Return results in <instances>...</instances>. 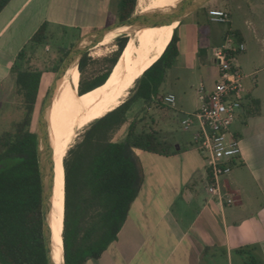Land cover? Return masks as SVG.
<instances>
[{
    "label": "trees",
    "instance_id": "1",
    "mask_svg": "<svg viewBox=\"0 0 264 264\" xmlns=\"http://www.w3.org/2000/svg\"><path fill=\"white\" fill-rule=\"evenodd\" d=\"M9 1L0 0V12ZM152 2L141 12H146ZM135 4L136 0H118V20L129 17ZM231 33L236 42L241 41L237 32ZM46 36L47 22H43L30 37L29 46L42 45ZM125 41L124 37L115 38L117 50L108 58L109 66L91 80L84 79L89 57L85 53L79 59L71 71V75L79 74L78 89L70 93V96H75L65 116H80L93 105L96 108L114 76L112 68L125 49ZM67 52L60 58V63ZM24 55V49L19 51L10 70L15 93L21 96L23 116L14 121L10 129L0 132V264H46L35 133L42 72L20 69L18 66ZM177 55L175 31L164 39L162 45L161 40L154 42L145 70L134 83L133 95L101 118L73 128L58 148L54 168L60 173L63 170L64 176V264L96 262L116 240L141 185L136 152L159 155L174 152L172 143L164 139L159 130L151 126L137 129L142 119L128 121L127 113L136 100L155 103L172 112L163 104L161 88ZM135 66L132 64L127 68L124 81L113 86L104 104L115 102L127 92L133 82ZM57 68L52 72L55 73ZM247 106L251 108L250 113H257V102L251 101ZM63 120L61 118L55 132ZM124 125H127L125 134L116 139L115 135Z\"/></svg>",
    "mask_w": 264,
    "mask_h": 264
},
{
    "label": "crops",
    "instance_id": "2",
    "mask_svg": "<svg viewBox=\"0 0 264 264\" xmlns=\"http://www.w3.org/2000/svg\"><path fill=\"white\" fill-rule=\"evenodd\" d=\"M211 1L185 15L173 29L178 55L165 78L166 82L172 69L187 70L190 74L198 71L199 102V89L211 90L218 76L213 60V49L217 46L206 45L211 33H201L200 29L202 19L207 20L200 10ZM262 2L221 0L225 8L233 3L242 16L244 28L255 34L259 42L262 38L251 14ZM52 7L53 0H10L0 12V67L4 73L11 70L17 54L43 22H47V29L49 23H59L51 15ZM226 10L232 18L230 10ZM233 31L245 43L239 29H229L223 37L230 34L234 37ZM236 64L245 78L243 63L236 58ZM172 78L180 82L177 75ZM252 91V87L245 89L247 104L243 103L242 113L232 124L239 123L232 134L239 141L240 157L230 174L219 180L223 201L206 191L205 165L196 146L176 144L167 124L172 118H162L158 130L167 131L174 152L169 155L136 152L138 159L142 153L146 157L152 155L146 159L149 163L145 161L147 174L139 160L141 185L137 196L116 240L96 262L85 264H264V100L253 97ZM167 94L175 96L171 91L162 92L163 96ZM251 101L257 102V113H250L247 105ZM163 104L172 109L173 116L175 105ZM182 114L185 115L179 111L177 119L181 120ZM227 199H232V203L227 204Z\"/></svg>",
    "mask_w": 264,
    "mask_h": 264
},
{
    "label": "rangeland",
    "instance_id": "3",
    "mask_svg": "<svg viewBox=\"0 0 264 264\" xmlns=\"http://www.w3.org/2000/svg\"><path fill=\"white\" fill-rule=\"evenodd\" d=\"M150 1L151 0H136L132 14L140 13L142 8L147 6ZM261 5L262 6L259 7L257 11H254V14H251V17L254 23H256V27L259 29L258 36L262 38V42L256 40L255 34L244 28V25L242 24V16L239 13V10L233 6V3H228L225 8L223 4H221V0H213L208 3L204 9L200 10L201 15H206L207 18V20L202 19L203 24H201L200 29L201 33H211V37L206 45L217 47L227 45V38H224L223 34L229 31V29H239L242 31L245 39V43L243 42L244 49L239 52L236 57L237 61H241L243 63L241 64V70L246 76L242 79V85L244 89L252 87L253 91L251 95L264 100V2H262ZM213 7L223 10L229 9L232 15V18L230 17L231 24H229V22L219 24L210 22L206 12L212 10ZM51 15L53 18L58 19L59 23H49L47 29L49 32L47 33L45 42L42 45L31 47L29 44H26V47L24 48V58L18 66L20 69L42 72L38 94L39 106H41L50 82L55 75L52 70L56 66L60 65V58H62L63 54L70 49L79 36L85 32L103 27L118 20V0H109V2H105V0H53ZM125 44V49L123 50L121 56H118L119 59H117L113 68L115 73L108 83L107 88L118 83H122L125 79L127 68L132 64H136V56L133 52L136 48V44L129 39H127ZM116 50L117 46L115 44V38L108 44L98 46L94 49H88L86 54L89 57V61L84 69V79L91 80L92 78L102 74L109 66L108 58H110ZM255 70H257L255 74L247 75L249 72ZM171 72L172 75L163 84L161 90L162 92L171 91L175 94L176 99L174 96L173 102L176 110L175 114L172 116V112L162 109L160 105H156L155 103L146 104L141 100H136L132 103L130 111L127 113L128 121L132 118H141L142 120L138 124L137 129L143 126H151L152 128L158 130V128H160L159 124L162 118H172L169 121L170 123L167 124L172 132L173 140L176 144L195 148L196 144L192 139V134L195 128L192 127L189 130H183L181 124L177 121L180 119L177 118H179V111L184 112L185 115H192L195 108L200 105L197 95V90L200 86L199 73L198 71H193V74H190L187 70L183 69H172ZM175 75L180 78V82H177L172 78V76ZM118 76H120L121 79H118ZM78 81L79 74H70L68 76V81L62 83V89L67 83L66 92H76L78 89ZM15 90L16 86L11 72L9 71L4 73L3 68L0 67V132L10 129L11 124L14 121L20 120L23 116L21 96L17 95ZM133 93L134 87L131 89L129 97H131ZM74 96L66 97L64 91H61L62 115L59 116L58 123L61 118H67V116H65V112L70 106L71 100ZM102 96L103 95L100 96V99ZM247 101L248 100L245 99L243 100V103L246 105ZM84 128L77 133V136L72 144ZM238 128L239 123H235L231 126V131L238 130ZM126 129L127 125H124L115 135V138L120 139L125 134ZM160 132L164 139H170L168 137L169 135L165 133L167 131ZM188 141H190V143ZM146 156L147 154L144 153L139 156V160L143 165L144 174H147L145 161H147L146 159L152 157V155H150V157ZM147 163L149 162L147 161ZM223 178L221 177L220 179L222 180Z\"/></svg>",
    "mask_w": 264,
    "mask_h": 264
},
{
    "label": "built area",
    "instance_id": "4",
    "mask_svg": "<svg viewBox=\"0 0 264 264\" xmlns=\"http://www.w3.org/2000/svg\"><path fill=\"white\" fill-rule=\"evenodd\" d=\"M212 23L230 22V14L223 9L213 8L207 13ZM227 45L213 49V60L217 68V82L207 92L199 89L200 105L192 115H185L180 124L183 130L194 127L192 139L202 156L207 176V193L223 201L219 180L230 174L240 157L238 139L232 134L231 126L242 113L245 89L243 75L236 64V56L243 51L242 42H236L230 34ZM174 96L167 94L163 103L173 105ZM227 204L232 199L225 200Z\"/></svg>",
    "mask_w": 264,
    "mask_h": 264
},
{
    "label": "bare ground",
    "instance_id": "5",
    "mask_svg": "<svg viewBox=\"0 0 264 264\" xmlns=\"http://www.w3.org/2000/svg\"><path fill=\"white\" fill-rule=\"evenodd\" d=\"M177 1L179 0H153V2L148 7L147 11L153 9H162L170 4L173 5ZM177 24L178 22L174 20L172 22H168L165 24L143 27L137 30L134 34L127 35V39L131 40L136 44V48L133 51L136 56L134 78L127 92L123 96L118 98L115 102L110 104H104L106 95L113 88V86L108 87L105 90L96 108H94L93 105V107L83 115L68 116L63 120L59 129L56 132L55 129L58 124L61 107H62L61 91L62 90L64 91L66 97H70V93L66 92L67 83L63 89H62V83L68 81V76L71 74V71L76 65L75 61L70 64L63 78L60 80L59 84L55 88V91L52 95V98L50 100V105L47 111V124H48L47 128H48L50 145H51V161H50L51 189H50V200H49V222H50V230H51V242L55 246L54 259L56 261V264H63L62 227H63V204H64V180H63L64 176H63V170L60 173L54 168V159L58 148L65 139L66 135L70 131H72L73 128L79 125L89 124L93 120L101 118L102 116L112 111L113 109H115L116 107H118L128 99L130 95V91L134 87L135 81L142 75V73L145 70L148 56L151 50V46L157 40H161V45H162L164 39L172 33L173 29ZM116 36L117 33L107 34L102 38L96 40L90 46L89 49H94L97 48L98 46L108 44ZM117 78L121 79L120 76H118Z\"/></svg>",
    "mask_w": 264,
    "mask_h": 264
},
{
    "label": "water",
    "instance_id": "6",
    "mask_svg": "<svg viewBox=\"0 0 264 264\" xmlns=\"http://www.w3.org/2000/svg\"><path fill=\"white\" fill-rule=\"evenodd\" d=\"M208 1L210 0H179L168 7L162 9H153L146 12H140L138 14L134 13L125 19L117 20L103 27L85 32L81 36H79V38L72 44L67 54L62 59L60 65L58 66L55 72L54 77L50 82L45 97L39 108V112L37 114L35 122V133L37 141V162L41 187L40 212L46 264H56V261L54 259L55 246L51 242V230L49 222V200L51 189V145L47 128V111L55 88L59 84L60 80L63 78L70 64L75 61L77 66L79 59L87 52L90 46L96 40L102 38L103 36L111 33H117L116 37H124L127 41V35L134 34L137 30L143 27L165 24L174 20L179 22L180 19H182L185 15L198 9ZM184 116L185 115L182 114L180 117L183 118Z\"/></svg>",
    "mask_w": 264,
    "mask_h": 264
}]
</instances>
